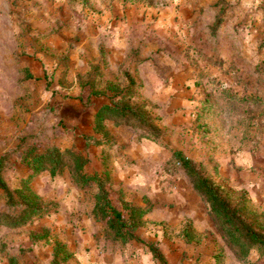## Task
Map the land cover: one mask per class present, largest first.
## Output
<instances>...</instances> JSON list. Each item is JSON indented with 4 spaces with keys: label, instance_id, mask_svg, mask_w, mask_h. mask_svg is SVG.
Masks as SVG:
<instances>
[{
    "label": "rangeland",
    "instance_id": "obj_1",
    "mask_svg": "<svg viewBox=\"0 0 264 264\" xmlns=\"http://www.w3.org/2000/svg\"><path fill=\"white\" fill-rule=\"evenodd\" d=\"M118 92L146 106L155 142L109 119L95 131ZM51 148L103 180L24 165ZM173 151L264 222V0H0V173L42 208L0 225V264H264L235 256ZM101 187L125 219V205L145 211L135 239L93 216ZM22 210L0 190L4 222Z\"/></svg>",
    "mask_w": 264,
    "mask_h": 264
},
{
    "label": "trees",
    "instance_id": "obj_2",
    "mask_svg": "<svg viewBox=\"0 0 264 264\" xmlns=\"http://www.w3.org/2000/svg\"><path fill=\"white\" fill-rule=\"evenodd\" d=\"M128 78L129 83H133L132 79ZM129 99H131L129 93L118 92V95L113 93L110 97L111 103L100 106L95 113V131H99L102 122L109 119L115 125H131L141 129L144 131L146 139L155 142L160 130L153 124L154 120L151 118L150 112L145 105L131 104ZM172 157L184 170L193 190L206 204L209 216L235 256L244 260L252 249H258L264 254V222H261V218L250 214L242 200L235 202L228 192L204 176L193 162L180 151H173ZM22 161L33 173L48 170L51 176L58 174L62 168L68 167L73 181L79 187L88 186L90 183L98 184L103 180L99 175L86 174L84 168L87 160L70 150L60 151L51 148L41 154L29 152ZM0 190L7 198V202L12 203L13 194H15L23 205L20 216L8 219L10 222H4L2 220L5 219L4 215L1 214L0 225L17 227L31 217L41 215L42 208L38 199L28 186L11 192L0 173ZM124 210L128 212L127 219L124 218L123 211L112 205L106 189L101 187L95 194L92 214L97 221L106 224L108 236L115 241L128 242L135 239L138 219L145 213L142 209L127 205ZM150 250L154 259L162 261L156 249Z\"/></svg>",
    "mask_w": 264,
    "mask_h": 264
}]
</instances>
